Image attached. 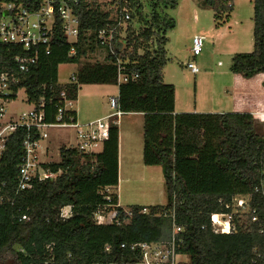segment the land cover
<instances>
[{
	"label": "trees",
	"instance_id": "trees-1",
	"mask_svg": "<svg viewBox=\"0 0 264 264\" xmlns=\"http://www.w3.org/2000/svg\"><path fill=\"white\" fill-rule=\"evenodd\" d=\"M15 1L33 10L41 3ZM57 1H65L79 18L78 42H68L57 16L50 55L41 53L37 64L25 73L14 63L15 57L25 52L0 43V64L7 65L18 80L12 86L10 101L24 89L29 105L43 102L44 121L52 124L63 92L77 101L82 86H118L120 60L126 74L138 77L119 87L120 109L145 114L144 162L162 167L167 203L148 208L149 214L141 213L145 207H130L131 216L117 207L119 225L95 223L100 206H118L113 191L119 183L117 125L111 127L103 152L85 155L62 147L59 163L43 164L57 174L56 178L35 181L31 189L16 194L26 155L23 143L29 137L40 139L37 129L20 127L0 158V264L117 260L127 255L120 249L123 243L166 242L173 230L172 210L182 228L177 239L178 252L186 257L183 264H264V196L255 193L264 176V135L256 133L250 114L174 115L175 88L164 84L168 33L176 28V21L166 11L177 9L180 0H147L149 15L144 14L140 0H126L131 20L125 45L116 43L115 56L103 49L98 39L101 29L118 24L114 1ZM124 1L120 0L121 6ZM201 2L214 12L217 27L229 23L235 0ZM253 4L254 50L235 54L230 67L233 74L245 79L264 75V0H253ZM72 48L75 55H70ZM97 50L107 53L104 62L82 64ZM65 64H82L75 73L76 82H59V68ZM106 189H111L110 202ZM240 196H251V212L236 220V233L215 234L211 215L228 211L226 206ZM69 206L73 207V217L64 221L60 214ZM254 215L257 222L252 221ZM106 245L113 246V255L103 253Z\"/></svg>",
	"mask_w": 264,
	"mask_h": 264
},
{
	"label": "built area",
	"instance_id": "built-area-1",
	"mask_svg": "<svg viewBox=\"0 0 264 264\" xmlns=\"http://www.w3.org/2000/svg\"><path fill=\"white\" fill-rule=\"evenodd\" d=\"M114 11L117 13L118 24L115 27L101 29L98 32V39L103 49L109 51L113 56L116 55V43L125 45L124 34L126 33L129 21L131 20V10L125 0L124 6L120 5V0H108L113 2ZM7 13V15H5ZM62 20V30L70 44H75L79 39V18L65 1L41 0L37 9H30L23 3L15 0H0V43L13 46L23 50V55H18L14 63L19 72H28L35 66L41 53L50 55L52 40L54 37V27L56 17ZM205 45L204 36H195L191 54L194 58L201 56ZM123 51V45H121ZM76 50L72 48L70 55H75ZM187 68L193 74H199L200 70L193 61L187 63ZM118 86L128 84L137 80V75L126 74L122 62L118 60ZM18 82L16 75L7 65L0 64V158L4 154L9 138L20 127L28 130L37 129L40 139L37 141L27 138L23 145L26 155L20 168L16 194L29 190L33 187L35 181H45L56 178L57 174L46 170L40 161L39 150L43 140L48 139L47 130L50 128H69L75 131L74 146L79 152L85 155H95L104 151L106 142L110 138L112 126L117 125L118 120L124 114L120 109V98L111 97L109 104L114 112L104 118L93 120L81 124L78 121V113L74 109L76 101L67 98L65 92L61 94L63 99L57 109L56 121L52 124L46 123L43 111L44 104L33 105V110L28 114H22L18 118H6L7 105L11 102L10 96L14 94L12 86ZM69 82H76L75 74L72 75ZM264 173V168H263ZM111 189H106V198L110 202ZM255 193L264 196V176L260 186ZM118 206L110 205L100 206L94 215V221L99 226L111 224H120L117 219L116 208ZM110 209V210H109ZM228 211L214 213L211 215V226L215 234L230 235L237 232L238 223L236 220L251 212V196L236 197L232 205H227ZM128 216L132 214L125 210ZM142 214H149V209L144 208ZM171 217L173 221V230L171 237L166 242H133L123 243L120 249L127 253L117 260H97L90 264H183L186 260L185 255L178 252V236L182 228L176 224L175 210H172ZM60 217L66 221L73 217V207L62 209ZM23 217V220H26ZM253 222L258 221L257 216L252 217ZM49 251L53 246L47 247ZM113 246L106 245L103 253L107 256L113 255ZM49 264V262L41 263Z\"/></svg>",
	"mask_w": 264,
	"mask_h": 264
},
{
	"label": "rangeland",
	"instance_id": "rangeland-1",
	"mask_svg": "<svg viewBox=\"0 0 264 264\" xmlns=\"http://www.w3.org/2000/svg\"><path fill=\"white\" fill-rule=\"evenodd\" d=\"M140 1L144 6V14L149 15L150 10L147 0ZM166 14L176 21V28L168 33L169 42L166 50L168 51L167 58L169 61L164 69V82L166 85L177 87L178 91H180V101L183 104H194L199 99V94L195 90L196 83H199L204 73L211 72V77L213 73V83L216 86H220L222 79L216 78L218 76L215 74L229 72L230 76H232L230 67L233 56L237 53H251L254 50L253 0H235L234 2V12L232 13L233 31L230 32L234 34L236 30V37L240 38L241 43L232 48H229V45H227L229 41V37H227L229 28L217 29L218 24L215 22L214 12L204 7L201 0H180L178 8L167 10ZM236 23L239 24V27L235 25ZM194 35L205 37L203 52L197 58H194L191 54ZM124 36L126 37V33ZM106 56L107 53L104 50H97L96 53L83 59L82 64L102 63L105 61ZM190 61H193L200 70V74L197 76L193 75L187 68V63ZM82 64H65L60 66L59 82L61 84L68 83L72 75L77 72ZM205 79L209 80V75ZM104 88L108 87L97 85L80 88L79 98L75 102L74 109L79 115L78 121L81 124L91 122L99 115H103L102 118H104L114 112L109 104L111 96L107 97V95H110L108 94L110 91L108 92ZM113 88L115 89H111V94H115L117 91V86ZM32 110L33 105L27 103V94L22 89L18 92L17 99L7 105L6 118H18L22 114L30 113ZM259 124L258 128L261 130L262 123ZM46 133L48 139L43 140L40 144V161L43 164L59 163L60 149L65 146L74 148L76 144L75 131L69 128L54 127L48 129ZM160 183V185L157 182L155 184V201L163 203L166 200L163 178H161ZM184 259L186 260V257Z\"/></svg>",
	"mask_w": 264,
	"mask_h": 264
},
{
	"label": "crops",
	"instance_id": "crops-1",
	"mask_svg": "<svg viewBox=\"0 0 264 264\" xmlns=\"http://www.w3.org/2000/svg\"><path fill=\"white\" fill-rule=\"evenodd\" d=\"M232 25L233 17H231L229 23H227L226 25L220 28L216 27L219 30L229 28V33L227 36L229 37V41L227 42L229 48H232L235 45H240L239 43H241V41L239 40L240 38L236 37V30L234 31V34H231L232 32L230 31H233ZM235 25L239 27L238 23H236ZM195 36L199 35H194V37ZM210 73L211 72L204 73V76L200 78L199 83H196L195 90L199 94V99L196 100L194 104H183V102L180 101V91H178L177 87L174 86V115L183 114L186 112L194 114H250L253 117V123L256 133L259 135H264V75H258L253 79H245L242 76L233 74L232 72H230L232 76H230L229 72H220L216 73L215 75L218 76L216 78L222 79V83L220 84V86H216V84L213 83L212 80L213 73L211 74L212 77L210 76ZM193 75L197 76L198 74ZM208 75L210 79L206 80L205 78ZM100 86L108 87L104 88L106 89V91H110L108 93L110 95H107L108 98L110 96H120V86H117V91L115 94H111V89H115L113 87L116 86ZM102 116L103 115H99L95 117L94 120L100 119L102 118ZM259 123H262L261 130H259L258 128ZM117 127L119 130V183L118 186L113 189V191L115 192V194H117L118 197V207L127 210L133 206L145 207L148 209L150 207L166 205L167 197L165 198L166 200L164 199L165 201L163 203L161 201H155L156 182L158 183V185H160V180L161 178H163L165 186V178L162 167L147 166L144 162L145 114L124 113L118 120Z\"/></svg>",
	"mask_w": 264,
	"mask_h": 264
},
{
	"label": "water",
	"instance_id": "water-1",
	"mask_svg": "<svg viewBox=\"0 0 264 264\" xmlns=\"http://www.w3.org/2000/svg\"><path fill=\"white\" fill-rule=\"evenodd\" d=\"M5 15H7V13H5Z\"/></svg>",
	"mask_w": 264,
	"mask_h": 264
}]
</instances>
